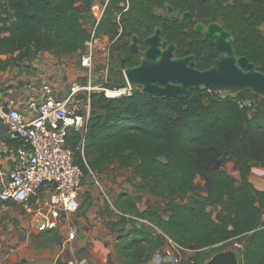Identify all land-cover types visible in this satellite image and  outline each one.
<instances>
[{"label": "trees", "instance_id": "16d2710c", "mask_svg": "<svg viewBox=\"0 0 264 264\" xmlns=\"http://www.w3.org/2000/svg\"><path fill=\"white\" fill-rule=\"evenodd\" d=\"M94 2L0 0V69L41 53L82 57L91 38L87 24L95 20ZM166 5L191 12L192 24L221 22L235 39L237 55L248 57L264 72V0H107L98 33L121 42L112 51L118 53L121 68H134L142 61L130 49L132 38L143 44L157 28L168 43L177 45L178 57L186 49L195 52L201 70L222 57L213 39L203 41L201 36L196 45L195 34L184 32L188 27L159 16ZM204 51H209L208 60L203 59ZM1 56L11 57L3 61ZM121 86L113 80L107 85ZM80 139L74 134L69 144L85 175L116 165L139 180L138 193L168 200L164 212L142 211L133 195H117L115 206L122 216L108 226L119 231L116 252L122 264H146L165 245L162 236L135 219L150 221L179 245L196 251L180 264H205L238 240L244 242L238 251L240 264H264V191L249 179L254 165L264 168V98L207 88L194 90L186 99L150 97L141 89L130 97L97 93L92 95L85 159L76 149ZM228 163L240 172L239 181L225 170ZM197 177L206 181L205 188H194ZM213 206L220 207L215 216Z\"/></svg>", "mask_w": 264, "mask_h": 264}, {"label": "built area", "instance_id": "2783aa9c", "mask_svg": "<svg viewBox=\"0 0 264 264\" xmlns=\"http://www.w3.org/2000/svg\"><path fill=\"white\" fill-rule=\"evenodd\" d=\"M97 7L94 5L92 8L95 20L89 29L91 38L80 58L84 75L72 81L61 92L52 83H42L39 90L32 88V94L37 96L22 106L17 105L14 98H9L5 103L0 102V122L21 141V146L15 152L13 169L9 175L0 176V201L21 208L39 232L58 229L66 217L76 214L80 209L79 190L86 175L69 143L71 136L78 134L81 139L76 149L85 159L92 95L98 93L108 98L130 97L141 89L129 84L126 69L122 70L124 86L113 89L107 87L111 50L116 40L111 41L107 36L99 35L98 26L106 6ZM120 19L121 15L117 20ZM99 43L104 45L106 64L101 69H105L104 74L96 69L97 58L100 56ZM74 234L71 229L70 238ZM162 234L167 245L154 253L152 258L157 264L176 263L177 256L183 253L193 256L196 253Z\"/></svg>", "mask_w": 264, "mask_h": 264}, {"label": "rangeland", "instance_id": "374dc122", "mask_svg": "<svg viewBox=\"0 0 264 264\" xmlns=\"http://www.w3.org/2000/svg\"><path fill=\"white\" fill-rule=\"evenodd\" d=\"M106 2L107 0H95L94 3L99 7H103ZM97 8H94L93 10H97ZM91 25L92 23L87 24L88 29L91 28ZM120 44L121 42L114 43L111 51H113L115 45L119 46ZM98 47L100 52L98 55L100 56L97 58L96 69L97 72L104 74L105 69L101 70L106 64L105 52L103 50L104 45L99 43ZM117 55L118 53L116 51L111 53L112 60L109 62V65L110 67H116L117 69L114 72H111V68L107 71L109 73V83L112 78L113 81L125 84V77L122 72L124 68H121L119 65ZM40 57L42 65H47L46 63H49L54 67L49 73H56L58 75L73 74V70H76L77 67H79L81 58L76 55L57 58L51 53H41ZM15 70L18 71V73L27 75L36 74V72L38 74V71H41L46 78L49 74L46 71L47 69H43L42 67L35 69L32 62L17 65ZM60 85L63 88H68L70 83L60 82ZM0 135L4 138L14 139L6 126L2 123L0 124ZM225 170L238 181L241 179L240 172L235 169L233 163H228L225 166ZM249 179L258 190L264 191V168L254 165ZM138 182L139 180H135L129 170H121L116 165L111 166L101 173L89 171L79 190L81 201L79 211L74 215L66 217V221L60 223L58 229L54 231L52 235H47V232L38 233L35 227L32 230L30 223L24 226V222L16 221L15 216L10 214V212H8V214L0 213V220L2 222L5 221L4 218L7 216L10 223H13L14 231L18 232V235L16 236L15 234L14 237H19L20 240H23L24 242H30L35 248H43L50 245L53 246L58 241L64 243L63 247H65V242L68 243V246H72V242H74L75 246L79 248L72 256H70L71 259L67 257L62 258L67 264H70L71 262L74 264H108L110 256L112 257L114 264H122V262L118 260L116 252L119 231L112 232L108 226L109 223L118 221L122 216L121 212H119L115 206L117 195L119 193L133 195L136 198L138 208L142 211L152 208L164 212L167 209L168 200L165 196L158 197L149 192L138 193L135 187ZM206 185V181L201 177H197L193 183L196 190L205 188ZM86 201L89 203L86 204ZM1 207L2 205L0 204V208ZM212 210L215 216L220 210V207L213 206ZM21 211H19L20 214L24 215L22 213L23 211ZM137 222L148 227L154 234L158 236L160 235L162 238L164 237L158 227L150 221L149 223H146L144 220H137ZM262 222L264 223V214L262 216ZM71 229L75 232L72 238H70L69 235ZM0 233L4 236L3 239H6L7 242H12V239H10L11 234L7 227L1 228L0 226ZM74 240L81 242V245L76 244V241ZM164 241L165 245H167L165 237ZM7 242L5 243L7 244ZM243 244L244 242L242 240H238L232 246L225 248L220 252L234 251L238 254V251L244 248ZM10 249L11 246L7 244L6 249L2 248L0 257H2L3 254L9 253ZM68 249L69 248L67 247V250ZM212 252L213 251H207L209 254H212ZM191 256L192 254L183 253L182 256H177L178 260L176 263L168 262L165 264H180L183 260L189 259ZM24 262L26 263L25 260ZM151 263L157 264L153 258L151 259Z\"/></svg>", "mask_w": 264, "mask_h": 264}, {"label": "water", "instance_id": "95a60500", "mask_svg": "<svg viewBox=\"0 0 264 264\" xmlns=\"http://www.w3.org/2000/svg\"><path fill=\"white\" fill-rule=\"evenodd\" d=\"M166 8L174 19L180 18V11L175 12L171 5ZM191 17V12L183 13L182 24L186 25ZM194 31L212 38L223 54L211 67L199 69L193 54L178 57L177 45L168 43L163 38L162 28H157L144 40L146 50L142 52L140 64L125 70L129 84L140 87L142 93L150 97L186 99L194 90L208 88L221 93L252 92L264 98V72L248 57L237 55L235 39L221 22L199 23ZM139 42L138 37L132 38L130 49L134 53H140ZM203 59H209V51L204 52ZM219 167L220 163L215 169ZM109 264H114L111 256ZM205 264H240V258L234 251H224L215 254Z\"/></svg>", "mask_w": 264, "mask_h": 264}, {"label": "crops", "instance_id": "0c3cea01", "mask_svg": "<svg viewBox=\"0 0 264 264\" xmlns=\"http://www.w3.org/2000/svg\"><path fill=\"white\" fill-rule=\"evenodd\" d=\"M9 57L11 56H1V59L4 61ZM40 58L41 57L39 54L36 58L23 63H17L15 66L9 67L7 70L0 69V102L1 103H5L6 101H8L9 98H14L16 99L17 105L22 106L30 98L37 96V94H32V88L39 90L42 83L49 82L52 83L55 86V88L61 92L65 88H63L60 85V82L71 83L78 77L84 75V70L80 65L79 67H77L76 70H73V74L71 75H67V74L58 75L56 73L51 74L49 72L54 67L49 63H46L47 65H42ZM29 62H32L35 69H39L40 67H42L43 69H47L46 71L47 73H49L48 77L46 78L41 71H38V74L36 72V74L27 75V74L18 73V71L15 70V67L17 65H23ZM1 123L2 122H0V124ZM11 136L14 139H8L2 136L0 137V176L9 175V173L13 169L15 152L21 146V141L18 140L12 134ZM1 205L2 207L0 208V213L8 214V212H10V214H13L15 216L16 221L24 222L23 224L24 226L30 223V227L33 230L35 226L31 222L30 217H28L24 212L21 211V208L15 205H7V204H1ZM19 211H21L24 215L20 214ZM4 219L5 221L3 222L0 220V226L1 228L2 227L8 228V231L11 234L10 239H12V242H7L6 239H3L4 236L2 235V233H0V253L2 248L3 249L7 248V244L11 246L10 252L7 254H3V256L0 257V264H56L59 260L65 263L64 259L62 258L67 257L71 259L70 256H72L74 252L79 248L75 246L74 242H72V246L70 245L68 246L67 245L68 243L65 242V247H63L64 243L60 241L56 242L53 246L50 245L43 248H35L30 244V242H24L23 240L21 241L19 237H14L15 234L16 236L18 235V232L14 231L13 223H10L7 216ZM56 230H52V231L50 230V231L53 233ZM50 231H46V232H50ZM47 235H51V234H47ZM74 241H76V244L81 245V242H79L78 240H74ZM5 242H7V244ZM67 247L69 248L68 250ZM24 260L26 261V263L24 262ZM70 264H74V263L71 262ZM146 264H152L151 260L148 261Z\"/></svg>", "mask_w": 264, "mask_h": 264}, {"label": "flooded vegetation", "instance_id": "af4514ba", "mask_svg": "<svg viewBox=\"0 0 264 264\" xmlns=\"http://www.w3.org/2000/svg\"><path fill=\"white\" fill-rule=\"evenodd\" d=\"M128 9H126L125 11H127ZM164 11H165V13H164ZM175 11V10H174ZM166 12H167V14H166ZM175 12H177V11H175ZM181 12V11H180ZM182 12H181V16H182ZM158 15L159 16H161L162 18H165V19H167V18H172L173 20H176V21H179V23H181L182 24V22H181V16H180V18L179 19H174L173 17H172V14L171 13H169L168 11H167V8L166 9H162V10H159L158 11ZM193 23V16L191 17V20L186 24V25H184V24H182L183 26H185V27H188L186 30H184V32H186V33H190V32H193L194 34H195V37H196V45L197 44H199L200 43V40H201V34H198V33H195V26H197V24H199V23H204V24H206V25H208L209 23H206V22H200V21H197L196 20V23H194V24H192ZM190 27H192V28H190ZM208 38H205L204 36H203V38H202V40L203 41H205V40H207ZM212 39V38H211ZM131 43H132V41H131ZM189 43L190 44H193L194 42H191V41H189ZM145 46V44L143 43L142 44V42H141V40H140V42H139V47H140V55L142 56V52L143 51H145L144 49H146V46ZM199 46V45H198ZM205 52V51H204ZM190 54H193V55H195L196 56V64H198V60H199V58H198V55L195 53V52H191L189 49H186V54L184 55V56H187V55H190ZM204 54V53H203ZM184 56H182V57H184ZM143 57V56H142ZM142 60H143V58H142ZM198 66V65H197Z\"/></svg>", "mask_w": 264, "mask_h": 264}, {"label": "bare ground", "instance_id": "6f19581e", "mask_svg": "<svg viewBox=\"0 0 264 264\" xmlns=\"http://www.w3.org/2000/svg\"><path fill=\"white\" fill-rule=\"evenodd\" d=\"M110 95H113V94H110Z\"/></svg>", "mask_w": 264, "mask_h": 264}]
</instances>
